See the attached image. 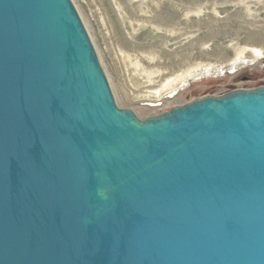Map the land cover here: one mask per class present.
I'll return each mask as SVG.
<instances>
[{"label": "water", "instance_id": "1", "mask_svg": "<svg viewBox=\"0 0 264 264\" xmlns=\"http://www.w3.org/2000/svg\"><path fill=\"white\" fill-rule=\"evenodd\" d=\"M70 0H0V264H264V86L139 118Z\"/></svg>", "mask_w": 264, "mask_h": 264}, {"label": "rangeland", "instance_id": "2", "mask_svg": "<svg viewBox=\"0 0 264 264\" xmlns=\"http://www.w3.org/2000/svg\"><path fill=\"white\" fill-rule=\"evenodd\" d=\"M70 1L117 107L139 118L264 86V0Z\"/></svg>", "mask_w": 264, "mask_h": 264}, {"label": "bare ground", "instance_id": "3", "mask_svg": "<svg viewBox=\"0 0 264 264\" xmlns=\"http://www.w3.org/2000/svg\"><path fill=\"white\" fill-rule=\"evenodd\" d=\"M110 3H111V1H110ZM113 4V3H112ZM105 5V4H104ZM106 7V6H105ZM113 8V7H112ZM115 8V7H114ZM117 8V7H116ZM106 12V11H105ZM106 15V14H105ZM120 17V16H119ZM121 18V17H120ZM110 21V20H109ZM111 22V21H110ZM113 22H111V24H112ZM121 23H122V21H121ZM124 24V23H123ZM108 25V24H107ZM112 27H113V25H112ZM258 56H257V55ZM256 58H258V57H261L262 56V54L258 51V52H256ZM254 56V55H253ZM254 60H255V58H253ZM238 60H241L240 62H246V61H248V60H246L245 58H240L239 57V59H235L234 60V62H236V61H238ZM247 64V63H246ZM192 75V73H191V70H187L184 74H182L180 77H178V79H179V81L181 82V81H184V79H185V76H191ZM184 77V78H183Z\"/></svg>", "mask_w": 264, "mask_h": 264}]
</instances>
